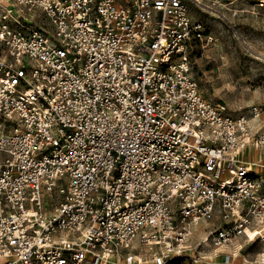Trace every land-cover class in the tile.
<instances>
[{"label":"built area","instance_id":"built-area-1","mask_svg":"<svg viewBox=\"0 0 264 264\" xmlns=\"http://www.w3.org/2000/svg\"><path fill=\"white\" fill-rule=\"evenodd\" d=\"M190 2L0 0V264H236L263 238L260 108L200 92Z\"/></svg>","mask_w":264,"mask_h":264},{"label":"rangeland","instance_id":"rangeland-1","mask_svg":"<svg viewBox=\"0 0 264 264\" xmlns=\"http://www.w3.org/2000/svg\"><path fill=\"white\" fill-rule=\"evenodd\" d=\"M198 1L189 3V14L202 23L204 34L211 35L213 41L193 45L191 76L213 103L244 111L258 106L260 113L253 126L264 135V9L251 0ZM40 23L45 25L42 20ZM258 150L263 166L256 168L264 176V145ZM263 249L260 239L244 244L236 264H264Z\"/></svg>","mask_w":264,"mask_h":264},{"label":"crops","instance_id":"crops-1","mask_svg":"<svg viewBox=\"0 0 264 264\" xmlns=\"http://www.w3.org/2000/svg\"><path fill=\"white\" fill-rule=\"evenodd\" d=\"M245 156H246L247 160L252 161L255 157V149L249 147L245 152ZM237 258L238 257H236V261H237Z\"/></svg>","mask_w":264,"mask_h":264},{"label":"bare ground","instance_id":"bare-ground-1","mask_svg":"<svg viewBox=\"0 0 264 264\" xmlns=\"http://www.w3.org/2000/svg\"><path fill=\"white\" fill-rule=\"evenodd\" d=\"M257 120V117L254 119V121ZM247 234L253 238V231L247 230ZM263 238L261 239V241L264 243V234L262 235ZM261 255L264 256V249H263V253L261 252Z\"/></svg>","mask_w":264,"mask_h":264}]
</instances>
